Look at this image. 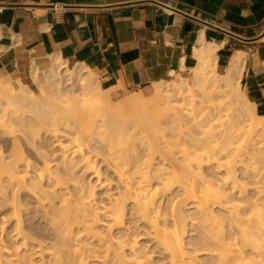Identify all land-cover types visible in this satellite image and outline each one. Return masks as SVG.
Returning <instances> with one entry per match:
<instances>
[{
	"label": "bare ground",
	"instance_id": "1",
	"mask_svg": "<svg viewBox=\"0 0 264 264\" xmlns=\"http://www.w3.org/2000/svg\"><path fill=\"white\" fill-rule=\"evenodd\" d=\"M207 47L200 52L215 56ZM214 59L194 70L218 98L198 102L185 81L159 83L154 102H124L154 108L144 118L113 105L87 66L61 58L44 71L49 90L11 89L7 105L17 106L0 110L11 144L0 148V208L16 243L0 235V264H159L138 240L141 227L165 264H264V116L235 99L238 60L218 74ZM25 198L44 228L29 226ZM187 205L200 229L193 248Z\"/></svg>",
	"mask_w": 264,
	"mask_h": 264
},
{
	"label": "crops",
	"instance_id": "2",
	"mask_svg": "<svg viewBox=\"0 0 264 264\" xmlns=\"http://www.w3.org/2000/svg\"><path fill=\"white\" fill-rule=\"evenodd\" d=\"M54 58L125 88L191 76L206 58L225 74L238 60L264 116V0H0V73L34 82Z\"/></svg>",
	"mask_w": 264,
	"mask_h": 264
},
{
	"label": "rangeland",
	"instance_id": "3",
	"mask_svg": "<svg viewBox=\"0 0 264 264\" xmlns=\"http://www.w3.org/2000/svg\"><path fill=\"white\" fill-rule=\"evenodd\" d=\"M63 63L67 66V64L65 62H63ZM80 66H82V65H80ZM67 67L70 68L73 66H67ZM210 69L211 68H208L206 70V73L208 74L206 76H210V74L212 73V70H210ZM192 70H193V75H191V76H190V70L188 69V70H185L184 72H181V73H173L171 76H169L165 80H161V81H157V82L155 81V82H151V83L144 85V86H136L133 88H125V87H120L118 85H116V86L111 85L109 81L103 79L100 75H98L93 70L92 71H93V74H94L96 80L100 83V85L104 88V90L108 94L110 93L109 97L112 98V99L111 98L110 99H111V102L113 105H117V104L121 103L124 106L123 111H125L127 113H131L133 115H137L140 118H144V117H148L149 115L155 113L154 108L146 109L142 106L138 107L137 105L132 106L129 104H128V106H126V105H124V102H126L128 99H130L132 97H142L145 100L154 102L157 99L155 96V93H152V92H154V87L156 86V84L157 85L159 83L162 84L163 82H166V81L171 82L174 80L177 83H183L185 81L189 85V87H191L192 89L195 90L194 91L195 93L194 92L193 93H194V95L196 94L195 99L198 102L201 101L202 96H204L205 93H206L205 97L213 96V98H218V96L220 94H218L217 92H212V90L209 88L206 91L203 89L201 91L200 87L203 83H200V80L198 79L199 78L198 75H200V73L195 72L194 68ZM217 71L221 74L224 73V69H217ZM0 75H2V76H0V88H1V91H0V110L2 108H8L10 111H12L14 109V107L17 106L15 104L8 106L6 101H7V97L10 96L9 92L11 89L16 88L17 91H19V92L24 90L22 88V86H20V85H22V83H24L26 85L28 90L33 91L37 95H39L41 93V87L46 89V90H49L51 88L48 80L46 79L45 72L38 73L37 81L34 80V82H32V81L22 82L14 76L1 74V73H0ZM237 82L240 84V88H239L240 91L238 92L240 96L237 95V97H239V99L237 97H235V99L238 100L237 103H240V104L242 103L245 108L249 109L251 112L256 113L253 109L254 106H253L250 98L246 95V93L244 92V90L241 87L240 76H239V79H237ZM153 84H155V85H153ZM209 90H210V92H207ZM236 93L237 92L235 91V96H236ZM207 94H209V95H207ZM233 94H234V91H233ZM243 94H244V96H243ZM196 96H197V98H196ZM208 97L206 99H208ZM153 102H151L150 105H152ZM244 102H248V103L245 104ZM28 104H30V103L28 102ZM207 104L208 103H206L205 105H207ZM247 104L249 106H246ZM10 114H12V112ZM1 115H2V113H1ZM258 116L263 117L261 114H259ZM260 120H262V119H260ZM0 148L4 154L10 152L11 144H10L8 138H1L0 137ZM24 153H25V156L30 155V157L32 158V161L34 160V158L32 156L33 154L29 148H24ZM83 179H84L85 183H87L86 178L84 177ZM87 179H89V178H87ZM90 182L92 183L91 179H90ZM90 182L88 181V184H90ZM94 190H95V188H94ZM101 191L102 190H100L99 187H96V190H95L96 196H97V194L101 193ZM1 201L2 200L0 199V203H1ZM23 203H24V208L31 209V214L29 215V220H28L29 226H31V228H33V230L42 229V227L44 226V223L40 222V219L37 220L39 217L37 218L36 215H38L39 212H37L38 209L35 208L34 202L30 199L27 200L25 198V199H23ZM183 211H184L185 217L187 218V220H186L187 232L185 233V236H184L185 246H186V248H189V247L193 248V246H195V243H197V241H198V237L200 235V229L195 223V220H194L195 215H194V212H192V210L190 209V205L184 206ZM3 213H6V210L3 208H0V235L2 234V239L4 242L6 241L7 243H11L12 245L13 244L15 245L16 240L13 237L14 232H9V231L13 230L15 222L12 221L9 224V223L2 221L1 216L3 215ZM3 223H4V225H3ZM144 231H145L144 228L141 227L139 232H137V233L141 234V237L138 238L139 242L141 244L143 243V245L145 244V247H147L146 250L152 251V256H151L152 261L157 262L159 264H165L166 261L164 262L162 260L163 259L162 254L160 255L159 250L157 248H154V245L152 244V242L147 241V240H150V238L146 237ZM8 239H10V240H8ZM199 257L201 259H206V256H204V255L203 256L201 255ZM37 258H35V259H37ZM38 259H40V258H38ZM39 261L40 260H38L37 262H39ZM1 264H8V263L2 261ZM39 264H41V261L39 262Z\"/></svg>",
	"mask_w": 264,
	"mask_h": 264
}]
</instances>
